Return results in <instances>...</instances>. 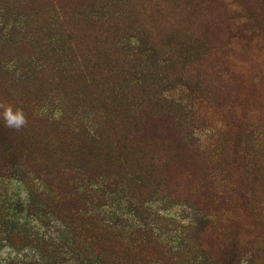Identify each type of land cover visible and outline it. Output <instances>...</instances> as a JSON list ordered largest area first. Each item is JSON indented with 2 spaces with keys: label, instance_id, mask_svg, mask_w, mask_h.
I'll return each mask as SVG.
<instances>
[{
  "label": "trees",
  "instance_id": "trees-1",
  "mask_svg": "<svg viewBox=\"0 0 264 264\" xmlns=\"http://www.w3.org/2000/svg\"><path fill=\"white\" fill-rule=\"evenodd\" d=\"M7 2L20 12L24 30L18 38L5 39L7 43L31 50L32 31L38 27L45 42L57 41L59 46L53 57L43 54L35 76L14 81L18 89L0 75V102L22 109L27 119L17 131L6 127L0 116V180L15 188L0 189V264H240L236 244L222 248L223 233L217 227L196 233L194 246L201 258L189 259L184 250L188 243L172 246L147 221L157 213L145 206L143 185L129 171H149L152 165L141 162L138 153L151 160L157 147L164 146L172 152L164 166L167 179L148 173L153 178L149 194L161 191L174 198L179 180L170 176L172 161L179 159L172 158V147L184 135L174 126L182 122L178 114L153 108L164 95L147 92L142 98L138 84H125L123 62L132 63L136 53L131 48L147 39L135 20H124L127 16L119 11L110 18L85 14L93 1L79 3L75 9L81 10L75 12L64 0H0V7ZM127 23L131 32L125 29ZM126 36L128 54L122 44ZM54 57L59 66L51 78ZM51 85L60 97V115L54 120L37 112L39 93ZM84 112H90L89 119L83 120ZM211 177L192 192L209 191L206 201L193 203L207 215L226 202ZM110 194L124 195L131 218L120 213L122 198L113 208Z\"/></svg>",
  "mask_w": 264,
  "mask_h": 264
},
{
  "label": "rangeland",
  "instance_id": "rangeland-1",
  "mask_svg": "<svg viewBox=\"0 0 264 264\" xmlns=\"http://www.w3.org/2000/svg\"><path fill=\"white\" fill-rule=\"evenodd\" d=\"M64 1L70 2L71 12L81 10L75 9L79 3L93 1L85 14L99 12L110 18L119 11L127 16L124 20H135L132 23L147 39L131 48L136 53L132 63L123 62L125 84L129 80L138 84L142 98L147 92L164 95L153 108L170 109L181 117L182 122L174 126L182 129L184 138L172 147V158L179 161H172L170 176L174 182L179 180V194L174 198L161 191L149 194L148 183L153 178L148 173L167 179L164 166L172 152L164 146L157 147L151 160L138 153L141 162L152 165L149 171H129L143 185L144 201L148 199L145 206L157 213L147 218L156 236L179 248L188 243L184 247L187 258H201L196 254L195 235L211 225L223 233L222 248L236 244L240 264H264V0H121L122 5L120 0ZM19 14L10 3L0 7V64L4 67L0 75L12 82L35 76L43 54L53 57L59 46L57 41L45 42L38 27L32 31L33 51L7 43L24 31ZM125 29L131 32L130 23ZM127 41L126 36L124 47L129 46ZM157 59L166 61L157 63ZM50 61L49 76L54 78L59 63L55 57ZM11 87L19 88L15 82ZM43 91L37 112L54 120L60 115V97L55 85ZM82 116L86 120L91 115L84 112ZM210 177L226 202L224 208L207 215L193 203L206 201L209 191L202 187L194 194V190ZM0 189L15 190L1 180ZM109 198L113 208L122 198L125 210L120 213L131 218L124 195L110 194ZM178 235L183 238L180 243L175 240Z\"/></svg>",
  "mask_w": 264,
  "mask_h": 264
},
{
  "label": "clouds",
  "instance_id": "clouds-1",
  "mask_svg": "<svg viewBox=\"0 0 264 264\" xmlns=\"http://www.w3.org/2000/svg\"><path fill=\"white\" fill-rule=\"evenodd\" d=\"M0 116L5 121V126L17 131L27 124L25 113L20 108H14L11 104L0 102Z\"/></svg>",
  "mask_w": 264,
  "mask_h": 264
}]
</instances>
